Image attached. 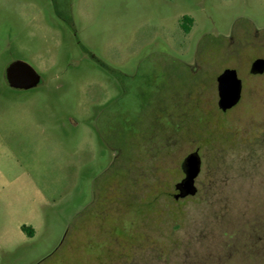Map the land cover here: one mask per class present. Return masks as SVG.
I'll use <instances>...</instances> for the list:
<instances>
[{
  "label": "rangeland",
  "instance_id": "obj_1",
  "mask_svg": "<svg viewBox=\"0 0 264 264\" xmlns=\"http://www.w3.org/2000/svg\"><path fill=\"white\" fill-rule=\"evenodd\" d=\"M259 58L264 0H0L1 155L21 174L0 264H264ZM17 60L37 86L8 85ZM225 69L242 92L223 112ZM194 151L197 192L175 200Z\"/></svg>",
  "mask_w": 264,
  "mask_h": 264
},
{
  "label": "water",
  "instance_id": "obj_2",
  "mask_svg": "<svg viewBox=\"0 0 264 264\" xmlns=\"http://www.w3.org/2000/svg\"><path fill=\"white\" fill-rule=\"evenodd\" d=\"M252 75L264 73V59H256L249 70ZM8 85L17 90H28L37 86L40 82V75L27 62L17 60L9 64L5 71ZM218 108L225 112L235 107L241 98L242 82L234 69H225L217 77ZM181 170L184 178L175 184V200L194 196L197 192L195 179L199 175L201 159L197 151L188 154L181 162Z\"/></svg>",
  "mask_w": 264,
  "mask_h": 264
},
{
  "label": "crops",
  "instance_id": "obj_3",
  "mask_svg": "<svg viewBox=\"0 0 264 264\" xmlns=\"http://www.w3.org/2000/svg\"><path fill=\"white\" fill-rule=\"evenodd\" d=\"M13 135L14 134H12V131H10L7 134L6 131L0 128V202L5 199L7 192L9 195H12V193L15 192L14 189L16 187V184L21 179L19 164H17V173H16L15 154L12 151H9L8 159H6L5 156L1 155L5 151V147L7 145V138L9 139L8 140L9 144L15 142V140L12 139ZM6 166H8V172H6ZM20 230H21V226H20ZM33 235H34V230H33Z\"/></svg>",
  "mask_w": 264,
  "mask_h": 264
},
{
  "label": "trees",
  "instance_id": "obj_4",
  "mask_svg": "<svg viewBox=\"0 0 264 264\" xmlns=\"http://www.w3.org/2000/svg\"><path fill=\"white\" fill-rule=\"evenodd\" d=\"M185 23H183V29L184 31L187 33L188 32V26L187 23H190V19L188 18H184ZM21 231L24 232L28 237H32L33 236V230L29 227L26 226H21Z\"/></svg>",
  "mask_w": 264,
  "mask_h": 264
},
{
  "label": "flooded vegetation",
  "instance_id": "obj_5",
  "mask_svg": "<svg viewBox=\"0 0 264 264\" xmlns=\"http://www.w3.org/2000/svg\"><path fill=\"white\" fill-rule=\"evenodd\" d=\"M189 19V18H188ZM187 25H188V23H187ZM182 27H183V23H182V25H181Z\"/></svg>",
  "mask_w": 264,
  "mask_h": 264
}]
</instances>
